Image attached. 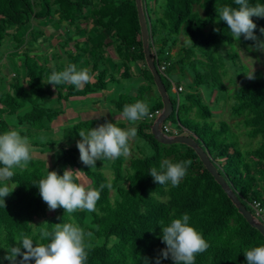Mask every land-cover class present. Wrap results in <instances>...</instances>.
<instances>
[{"label":"trees","instance_id":"trees-1","mask_svg":"<svg viewBox=\"0 0 264 264\" xmlns=\"http://www.w3.org/2000/svg\"><path fill=\"white\" fill-rule=\"evenodd\" d=\"M249 2L264 4V0ZM140 4L154 64L159 71L162 62H169L164 71H159L172 103L161 130L171 135L172 131L163 129V125L169 127L167 122H171L176 125L177 134L183 132L191 136L237 199L261 222L252 206L254 201L264 204V79L247 78L249 70L240 59L239 48L249 51L254 42L243 37L234 41L226 22H216V8L237 7L234 0H140ZM87 7L95 26L107 32L114 41L113 45L100 42L94 46L92 73L98 67L97 60H103L101 49L111 45L121 60L122 78L132 77L130 64L142 62L138 72L146 83L138 86L137 94L120 93L118 99L112 101L115 109L122 113L126 104L147 100L150 113L162 110L161 96L145 63L136 0H0V48L10 27L53 15L71 23ZM252 19L257 24V37H264L259 31L264 27V17ZM181 36L187 41L191 38L193 44L186 43L172 52ZM235 45L238 49H234ZM226 47H229L227 57L235 71L244 72L242 79L238 76L230 79L229 113L237 119L234 125L214 119L212 109L199 91L201 86L221 91L227 89L219 52ZM24 56V74H14L13 80L0 85V133L12 128L8 118L15 116L16 124L25 123L35 129L34 133L21 132V135L33 137L41 130L49 129L46 121L50 123L62 114V110H53L43 102L50 96L46 92L49 89L46 77L53 70L63 68L50 67L46 61L39 63L35 56ZM76 61L77 57L67 52L66 63L76 64ZM172 67L189 78L187 86L169 75L168 70ZM104 76L105 69H101L97 81L86 84L80 91L68 83L57 85L54 87L57 100L105 89ZM171 89L174 95L169 94ZM156 118H144L135 125L126 120L116 123L121 128L137 127L136 137L147 142L151 149L149 155H141L138 151V155L132 157L98 159L95 169L80 161L76 142L81 139L80 129L97 127L105 123L104 118L80 120L65 128L62 138L66 144L63 146L60 142L31 143L34 151L39 149V154L46 150L51 154L49 161L33 155L28 167L16 169L8 182L17 187L4 198L5 206L0 203V264H9L3 257L8 248L16 244L14 240L20 232L32 236L35 243L41 228L51 231L56 223L68 221L69 214L62 207L49 210L40 196L38 183L46 176L48 166L50 171L56 170L61 175L66 168L82 170L83 177L96 188L111 182V189L101 190L95 211L77 210L71 214L85 233L86 264H145L146 260L147 264H155V257L166 247L158 222L164 220L168 224L184 213L189 214V223L201 231L209 243L204 253L197 254L195 264H247L243 251L264 244V235L238 211L192 147L179 142L165 144L155 139L150 128ZM241 136L258 138L259 143L256 147L245 148ZM163 159L192 160L178 186L172 187L170 182L158 185L150 175V169H159ZM101 164L109 166L110 177L99 170ZM21 251H24L22 244ZM20 259L18 256L17 264ZM161 264L174 262L169 257L161 260Z\"/></svg>","mask_w":264,"mask_h":264},{"label":"clouds","instance_id":"clouds-1","mask_svg":"<svg viewBox=\"0 0 264 264\" xmlns=\"http://www.w3.org/2000/svg\"><path fill=\"white\" fill-rule=\"evenodd\" d=\"M237 7L224 5L216 8L218 13L216 22L223 20L234 41L241 37L252 40V48L264 51V40L256 35L257 24L253 17H264V4H250L249 0H234ZM215 30V29H214ZM264 35V27L260 28ZM193 44L191 38L186 42ZM61 63H64L63 61ZM254 79L253 72L247 75ZM90 69L79 68L75 63H64L62 70H53L47 82L56 88L57 85L68 83L75 86L77 91L91 82ZM122 117L132 125L144 118L151 119L149 103L147 100H137L126 104L122 110ZM79 139L76 146L79 150L80 161L90 169L96 168L97 160H116L119 157L130 155L131 141L137 136V127L121 128L116 123L105 121L97 127L88 130H79ZM34 148L30 139L21 135L16 129H9L0 133V203L5 206V197L14 191L17 184L8 182L15 174L16 169H26L33 159ZM192 160L174 162L163 159L159 169L152 167L149 171L154 182L166 185L170 182L176 187L187 174ZM105 187L111 189L109 181L93 187L83 177L82 170L64 169L63 174L56 170H49L38 183L39 193L49 210L62 207L69 214L68 221L56 223L49 231L46 227L40 229L39 240L34 243L33 237L20 232L15 240L16 244L8 248L7 255L3 257L9 264H86L88 259V245L83 229L75 222L71 214L77 210H96V203L100 199L101 190ZM190 216L184 213L180 218H174L165 224L160 220L158 224L162 229V241L166 247L160 250L155 257V264L161 260L172 259L174 264H195L197 254L204 253L209 243L201 231L189 223ZM90 235V233L88 234ZM21 244L24 251H21ZM247 264H264V244L254 246L243 251ZM147 264V260L145 261Z\"/></svg>","mask_w":264,"mask_h":264},{"label":"rangeland","instance_id":"rangeland-1","mask_svg":"<svg viewBox=\"0 0 264 264\" xmlns=\"http://www.w3.org/2000/svg\"><path fill=\"white\" fill-rule=\"evenodd\" d=\"M44 19H37L36 22H42L44 23ZM33 21V20H32ZM30 21L24 25H21L19 27H10L7 29L8 36L5 37L3 40L2 46L0 48V85H5L6 82L13 80V75L16 74L17 76H22L24 74V55L28 54L30 57L35 56L36 60H38L39 63L47 62V65L50 67L56 66L59 67V69H62L64 67V63L67 61V54L64 53V49H67V47H70L71 49L76 47V44L72 41H69L68 39H62L57 43L56 47H59V51H49L44 50V47L51 45L54 48V42L49 40L44 34L40 33V31L43 29L41 26H39V23L33 24V22ZM97 27L94 25L92 29H96ZM44 32V30H42ZM102 32V30H101ZM103 38V37H102ZM260 40H264V37L259 38ZM19 42H18V41ZM67 44H65V42ZM94 40H89L87 42L88 45H92ZM187 42V39L184 36H181L178 42V46H175L173 48L174 52L176 49L181 46L185 45ZM14 47H18L17 50H14ZM105 48V47H103ZM237 46H234V49H236ZM35 51L33 52V50ZM39 49V50H36ZM229 47L221 48L220 55L222 58V71L224 72V81L227 84L226 90H219L214 88H208L206 86H201L199 88V91L205 100V102L209 105V107L213 111V117L216 120H226L231 125H234L237 121L236 118L231 117L229 113V104L230 100L228 99L229 92L232 88V85L230 84V79L233 77L238 76L240 79L244 77V72L242 71H235V68L232 66L231 61L229 60V57H227V51ZM238 49V48H237ZM239 55L241 61L246 65L249 72L248 75L253 72L254 79H264V51L256 50L253 48H250L249 51L239 48ZM89 59H78L76 61V65L79 68H88L90 69L91 74V82L97 81L98 73L101 69H105V76L104 80L106 82V88L105 89H99V91L95 93H87L84 97H73V98H67L62 100H57L56 94L57 90L48 83L49 89H47V94H49V99H46L43 102V105L46 107H49L53 110H62V114L57 116L52 122L47 123L46 126L49 127L47 130H41L38 134H34L33 137H28L30 139V142L33 143H45L47 141L49 142H60L61 146L66 144V141L63 140V130L65 128L70 127L73 122H71V118H66V116L70 117V114L78 113V117L75 118L76 121L82 120V119H90L95 118L96 115H102V118H104L107 121H111L113 123H118L121 121H124L125 119L122 117V113L117 111L114 107V104L112 103L113 100L118 99V96L120 93H128V94H137V88L141 84H145L146 82L139 78L138 76H132L130 78H122L121 77V70L122 67L119 63H116L115 59L112 56H108L106 52H102L103 60L98 59V67L96 70H92L93 67L91 63L95 58L92 55L93 53H88ZM93 58V60L91 59ZM64 63H61V62ZM89 63V65L87 64ZM131 66V64H130ZM140 67L138 64L136 65ZM132 70L136 73V68H132ZM169 75L174 80H181L182 83L187 86V82L189 81V78H187L186 75L181 74L179 70L175 67H172L168 70ZM248 78V76H247ZM48 77H46L45 81L47 82ZM240 84L239 82H237ZM155 91V89H153ZM170 95H174V91L171 89L169 91ZM96 102V106L93 105V103ZM73 115H71L72 117ZM8 121L12 125L11 129L19 130L20 132H30L34 133L35 129L30 127L28 124L23 123L22 125L16 124V118L9 117ZM169 125L170 130L172 131L173 135L176 132V125L167 122ZM241 130L240 128H238ZM182 134H184L182 132ZM175 135V134H174ZM242 146L247 148L256 147L259 143V139H248L246 137H240ZM60 146V147H61ZM60 147H57L56 150L59 152ZM140 152L141 155H149L151 153V149L147 142L143 140L142 138L136 137L133 141H131V149H130V155L128 157H132L133 155H138L137 152ZM36 152V153H35ZM50 152L45 151L43 154H39V149L34 151L35 157H42L45 160L49 161ZM99 170L104 172V174L108 177L111 176V169L106 164H101L99 166ZM84 179H86L84 177Z\"/></svg>","mask_w":264,"mask_h":264},{"label":"crops","instance_id":"crops-1","mask_svg":"<svg viewBox=\"0 0 264 264\" xmlns=\"http://www.w3.org/2000/svg\"><path fill=\"white\" fill-rule=\"evenodd\" d=\"M89 10H90L89 7L84 8L83 12L71 23L59 20L57 15L47 17L44 23L36 22L35 20L37 19H33V21L31 20L33 24L39 23V26H41V28H43L42 30H44V32L41 30L40 33H42V35L46 34L45 36L49 40L54 42V48L51 45H48L44 47V50L46 49L48 50V52L49 51H53V52L59 51V47H56L57 46L56 42L62 39H68L69 41L74 42L76 44V47L73 49H71L70 47H67V49H64V53L67 54V52L68 53L70 52L72 55H75L78 59L88 60L89 59L88 53L89 52L94 53V46H96L98 43L108 42L113 45L114 41L107 32L105 31L101 32V30H99L98 28H96L95 30L92 29V27H94L95 25V22L91 18L89 14ZM89 40H94L92 45L87 44ZM64 42L65 44H67L66 41ZM112 45L105 47L101 50L102 52H106L108 56H112L115 59V61L117 60L116 63H119L121 65L122 64L121 60L118 58V55L116 54L114 46ZM13 49L17 50L18 47H14ZM36 50H39V49H36ZM34 51L35 49L33 50V52ZM172 52H174V50H172ZM97 56H98V53H97ZM136 65L137 63L131 64V73H132V76H138L140 78L139 72H138L139 67ZM138 65L141 66L142 62L138 63ZM132 68H136V73L132 70ZM78 97L80 98L84 96H78ZM64 101L66 102L65 99ZM93 105L96 106V102H94ZM79 113L80 112L75 113V114L71 113L70 117L66 116V118L68 119L71 118L70 119L71 122L74 119L72 123H76L78 121H76L75 118L78 117ZM71 115L73 116L71 117ZM95 117L102 118V115H96ZM82 120H87V119H82Z\"/></svg>","mask_w":264,"mask_h":264},{"label":"water","instance_id":"water-1","mask_svg":"<svg viewBox=\"0 0 264 264\" xmlns=\"http://www.w3.org/2000/svg\"><path fill=\"white\" fill-rule=\"evenodd\" d=\"M136 7L138 10V16H139V22H140V31H141V39H142V46L144 50V56H145V63L149 67L152 76L153 81L156 85L157 91L161 96L162 99V111L159 116L154 120L151 126V133L154 135L155 139L159 142L170 144V143H184L190 147H192L198 157L200 158L203 165L206 167V169L211 173V175L215 178V180L220 184V186L225 190L229 198L232 200V202L236 205L238 211L246 218L248 223H250L252 226L257 228L263 235H264V225L259 222L252 213L237 199L234 192L229 188V186L226 184L223 177L217 172L215 166L211 163L209 157L203 151L197 143L194 141V139L186 134H176V135H167L161 130V123L164 121V119L170 114L172 110V103L168 97L165 85L161 79L160 73L156 67V65L153 62L151 52L148 46V38L149 33L146 25V21L141 9L140 0H136Z\"/></svg>","mask_w":264,"mask_h":264},{"label":"built area","instance_id":"built-area-1","mask_svg":"<svg viewBox=\"0 0 264 264\" xmlns=\"http://www.w3.org/2000/svg\"><path fill=\"white\" fill-rule=\"evenodd\" d=\"M168 65L169 62L167 61L162 62L159 71H164ZM173 90H176L174 86H173ZM161 111H162L161 109H156L153 112H151V119L159 116ZM163 129L165 132L171 131L167 125H163ZM174 134L176 135L177 133L175 132ZM252 207L254 209L255 215L260 218L262 224L264 225V204L261 203L260 201H254Z\"/></svg>","mask_w":264,"mask_h":264}]
</instances>
